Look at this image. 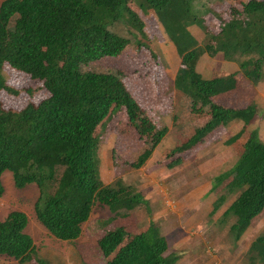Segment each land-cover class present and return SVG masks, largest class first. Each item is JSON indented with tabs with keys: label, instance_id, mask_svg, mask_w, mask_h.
<instances>
[{
	"label": "trees",
	"instance_id": "1",
	"mask_svg": "<svg viewBox=\"0 0 264 264\" xmlns=\"http://www.w3.org/2000/svg\"><path fill=\"white\" fill-rule=\"evenodd\" d=\"M194 2L4 0L0 4V92L18 94L6 85L2 73L9 66L41 82L49 93L39 104L29 103L18 111L5 110L0 103V197L5 192L2 177L6 172L12 174L18 190L35 185L40 193L34 206L37 221L64 242L81 236L96 204L112 214L103 225L128 218L137 210L150 211L143 195L122 180L103 183L99 133L124 111L133 135L143 145L130 161L129 155L113 149L111 161L116 168L124 164L137 170L151 159L168 131L158 129L132 97L123 82L124 74L117 70L87 71L84 67L104 58H118L130 46L149 49L152 62L158 64L157 54L145 42L138 13L152 12L180 58L174 91L181 95L191 118H210L167 157L185 154L218 129L234 121L243 122V128L225 142L240 156L213 179L211 188L214 191L227 182L225 190L238 194L223 216L235 218L230 235L235 242L240 241L264 209V142L257 131L248 130L254 118L264 117V112L254 104L239 110L216 104L214 98L236 89V74L206 78L197 71V65L204 54L221 53L238 65L252 85L264 81V0H238L230 5L229 20L219 18L220 31L215 35L194 9ZM190 26L199 27L210 43L201 47L189 32ZM180 164L178 158L166 167ZM224 202L225 197L220 196L213 204V213ZM27 225V215L20 211L9 213L0 222V256L19 264L31 260L45 264L34 259L36 252L25 232ZM98 248L105 264L179 261V255L169 252V241L152 221L135 234L124 228L109 231L98 241ZM248 252L253 256L249 255V264H264V234L251 243Z\"/></svg>",
	"mask_w": 264,
	"mask_h": 264
},
{
	"label": "rangeland",
	"instance_id": "2",
	"mask_svg": "<svg viewBox=\"0 0 264 264\" xmlns=\"http://www.w3.org/2000/svg\"><path fill=\"white\" fill-rule=\"evenodd\" d=\"M3 1L0 0V4ZM236 2L238 0H195L194 9L202 16L209 32L215 35L220 31L219 18L229 20L228 7ZM237 9L241 10V6H237ZM138 13L144 24L145 42L155 51L159 63L152 62L149 49L130 46L118 58H104L84 69L103 72L117 70L124 74L123 82L132 97L158 129L168 131L151 159L137 170L124 164L116 168L111 161L113 149L121 155H129L130 161L143 145L133 135L134 131L127 124L124 111L119 112L107 128L99 133V172L103 183L111 185L122 180L124 185L133 187L143 195L150 211L137 210L128 218L103 225L112 214L107 207L96 204L89 221L82 226L81 236L72 242L59 241L36 219L34 206L40 195L38 188L30 185L18 190L14 186L12 174L6 172L2 177L5 192L0 197V222L13 211L25 213L28 218L25 232L33 240L36 252L34 259L45 264H105L98 241L107 232L124 228L127 233L135 234L145 230L151 221L169 241V252L179 255L177 264H249V255L252 256L248 252L249 247L258 236L264 234V209L252 221L240 241L235 242L230 235L235 218L232 215L225 217L223 213L238 194H230L225 190L227 182L211 191L213 179L233 166L240 156V153L225 145L240 127L220 128L185 154L167 157L173 149L187 142L194 130L203 127L210 118L205 115L191 118L188 115L181 95L174 91L173 82L180 67L175 47L154 13ZM189 32L201 47L208 43V37L199 27L190 26ZM235 65L221 53L215 56L206 53L200 58L197 71L206 78L212 74L225 77L232 74ZM2 73L6 85L18 92L17 95L0 92L3 109L22 110L29 103L37 105L49 97L41 82L33 81L9 66H5ZM235 74L238 79L236 90L219 95L213 101L235 110L254 104L260 112H264L262 104L258 106L253 101L255 98V101L259 100L264 93V81L260 85H252L243 77L239 67ZM254 121V127L262 132L260 140L264 142V117L257 115ZM178 158L181 159L179 166L172 169L166 167ZM220 196L225 197V202L213 213V204ZM36 262L31 260L23 264ZM0 264L19 263L0 256Z\"/></svg>",
	"mask_w": 264,
	"mask_h": 264
},
{
	"label": "crops",
	"instance_id": "3",
	"mask_svg": "<svg viewBox=\"0 0 264 264\" xmlns=\"http://www.w3.org/2000/svg\"><path fill=\"white\" fill-rule=\"evenodd\" d=\"M233 70V72L232 73H236V72H238V65L236 64L235 66H234V69H232ZM261 83H259V85H260ZM237 85H238V79H237ZM237 88V87H236ZM236 90V89H235ZM233 92H234V90H233ZM255 100H256V98H255ZM254 99H253V101L259 106V104H262V108L264 109V93L263 94H261L260 95V98H259V100H257V101H255ZM246 108V107H245ZM260 108V107H259ZM233 109V108H232ZM244 109V108H243ZM254 120L251 122V124L249 125V127H248V130H250V131H257L258 132V130L254 127ZM229 126H234V127H240V129H239V131L243 128V122H241V121H234V122H232L231 124H229ZM230 128V127H229ZM238 131V132H239ZM237 133V132H236ZM235 133V134H236ZM261 133L262 132H260V130H259V132H258V134H259V138H261L260 136H261ZM234 134V135H235ZM232 137V136H231ZM252 224V223H251ZM250 228V227H249ZM248 231V230H247ZM246 231V232H247ZM245 232V233H246ZM244 236V235H243Z\"/></svg>",
	"mask_w": 264,
	"mask_h": 264
}]
</instances>
